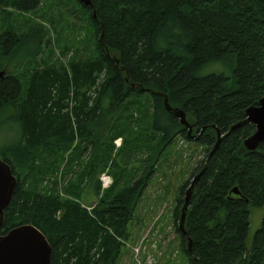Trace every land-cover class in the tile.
<instances>
[{"label": "trees", "instance_id": "trees-1", "mask_svg": "<svg viewBox=\"0 0 264 264\" xmlns=\"http://www.w3.org/2000/svg\"><path fill=\"white\" fill-rule=\"evenodd\" d=\"M54 2L49 28L33 23L23 33L19 14L11 22L5 6L30 11L40 0H0V27L7 29L0 119L15 118L19 133L0 151L18 178L0 234L29 223L51 245L49 264H116L148 176L180 135L206 150L192 171L202 173L185 234L178 223L187 180L173 210L186 264H264V218L247 242L250 207L264 206V141L244 147L253 123L230 130L264 95V0H91L92 7L78 1L79 15L66 14L72 0ZM81 12L94 38L84 56L72 46ZM60 24L70 31L63 34ZM25 41L32 45L8 70ZM44 49L56 58L51 63L40 62ZM158 93L185 112L197 137L187 136ZM69 101L75 104L68 113ZM217 129L224 135L211 153ZM118 137L124 140L114 152ZM85 151L90 160L68 179L67 196L39 188L67 152L63 175ZM106 168L114 179L101 190ZM89 194L97 197L90 212L81 205Z\"/></svg>", "mask_w": 264, "mask_h": 264}, {"label": "rangeland", "instance_id": "rangeland-1", "mask_svg": "<svg viewBox=\"0 0 264 264\" xmlns=\"http://www.w3.org/2000/svg\"><path fill=\"white\" fill-rule=\"evenodd\" d=\"M54 1L56 0H41L40 5L36 9L23 12H17L11 5L5 7L8 12L11 13L9 14V20H11V22L15 23L17 21L16 14H19L18 21L21 23L19 25L17 24L16 29L19 32L26 33L28 24L34 23L41 25L45 30L47 27L49 28L48 24L50 15L53 16V12H58L53 7L55 3ZM1 7L3 6H0V9ZM78 24H80L82 28H77L75 30L76 32L73 34L74 39L72 46L75 52H79V56L81 54L83 56L84 54L88 55L93 47L94 38L88 29L89 24L85 20V16H83L82 12L80 13ZM58 26H61L64 30L63 34L70 31V29L66 28V25L63 26L60 24ZM5 27L6 26L0 27V35H3L5 30H7ZM26 41L24 42L23 49L20 53L18 52L17 55L12 56V59L9 61L8 70L12 69L14 63L16 62L15 60H17L15 58H19L21 53H24L23 50L26 48L28 50L29 46L32 45L31 41L29 43ZM44 50L45 51L38 56L40 57V62L45 60L46 63H51L56 59L53 55H50L48 49ZM71 54V52L66 54L65 59ZM25 55L26 54L22 57ZM5 59L6 56H4L3 53H0V63L4 62ZM40 66H42V63ZM28 67H31V65ZM214 68H220V66H214ZM39 69L40 68H38V70ZM0 73L2 76L3 73ZM21 84L24 90L26 82L22 77ZM74 104V101L68 102L66 106L67 108L65 107L68 109V113L69 110H73ZM68 106H70V108H68ZM193 131L194 129L192 130L193 137H196L199 132L194 133ZM18 140L19 133L15 118L6 116L0 119V151L4 147L11 145ZM123 140L124 139L120 137L114 139V152L117 151L116 149L122 144ZM75 143L78 144V141L74 142L73 147ZM68 154L69 152L66 153L65 160L61 163L57 170L53 169V171H50L44 179H41L39 188L42 191H44V189H55V191L61 196H67V194L63 192V187H66L68 184V179L72 180L76 176V171L81 168V164L84 165L91 157L88 151L83 152L80 158L66 168V172L63 175ZM205 155L206 150L203 145L190 142L180 135H177L167 145V148L159 158L154 171L149 174L148 181L137 202L134 216L128 222L127 228L129 236L123 241L116 264L187 263L185 253L183 252L184 250L180 249L181 237L180 233L176 230L175 224H177V218H174L173 210L176 204L175 199L178 196L180 187L185 180L188 181L187 186L185 187L188 188L190 186L192 179L195 177L193 176L194 172L192 171L202 159L204 160L206 158ZM0 158L2 159L1 153ZM105 171L108 175H110L113 182L114 173L108 168H106ZM183 196L184 194L182 197ZM88 198H94L95 201H84L81 202V205L84 206L88 212H90L91 208L96 203L97 197H93L92 194H89ZM263 218L264 206L250 207L249 229L247 234L248 243L252 241L254 233L260 226Z\"/></svg>", "mask_w": 264, "mask_h": 264}, {"label": "water", "instance_id": "water-1", "mask_svg": "<svg viewBox=\"0 0 264 264\" xmlns=\"http://www.w3.org/2000/svg\"><path fill=\"white\" fill-rule=\"evenodd\" d=\"M78 1L92 7L91 0ZM158 94L163 96L166 110L178 117L179 122L186 127L187 136L194 138L192 134L193 125L187 121L185 112L180 108H172L168 103L166 95L163 93ZM244 113L245 118L232 125L230 130H234L246 122L253 123L255 130L251 135L244 138L243 145L248 150H254L264 141V95L258 100L256 105L247 107ZM223 135L219 129L216 130V140L211 153L217 148ZM201 173L202 171L195 175L184 193V203L178 223V229L182 234H185L184 221L190 205L193 187ZM17 179L10 165L0 158V226L4 220V211L11 201ZM190 248L191 240L189 239L187 249L190 250ZM50 255L51 245L49 241L44 233L32 224L17 225L7 232L0 234V264H49Z\"/></svg>", "mask_w": 264, "mask_h": 264}, {"label": "flooded vegetation", "instance_id": "flooded-vegetation-1", "mask_svg": "<svg viewBox=\"0 0 264 264\" xmlns=\"http://www.w3.org/2000/svg\"><path fill=\"white\" fill-rule=\"evenodd\" d=\"M21 1H24V0H21ZM74 2V5L71 4L69 5L68 9H67V13L66 14H75V15H79V11H78V0H72ZM40 3H41V0H40ZM40 5V4H39ZM38 5V6H39ZM65 14V15H66ZM0 43L2 44L3 41H4V38H5V34L3 35H0Z\"/></svg>", "mask_w": 264, "mask_h": 264}, {"label": "built area", "instance_id": "built-area-1", "mask_svg": "<svg viewBox=\"0 0 264 264\" xmlns=\"http://www.w3.org/2000/svg\"><path fill=\"white\" fill-rule=\"evenodd\" d=\"M99 179L103 188H107L112 182L111 177L105 172L100 174Z\"/></svg>", "mask_w": 264, "mask_h": 264}, {"label": "crops", "instance_id": "crops-1", "mask_svg": "<svg viewBox=\"0 0 264 264\" xmlns=\"http://www.w3.org/2000/svg\"><path fill=\"white\" fill-rule=\"evenodd\" d=\"M92 196L94 197V195H92ZM88 199H89V198H88ZM88 199H87V201H89V202H92V201L95 200L94 198H91V199H89V200H88Z\"/></svg>", "mask_w": 264, "mask_h": 264}]
</instances>
